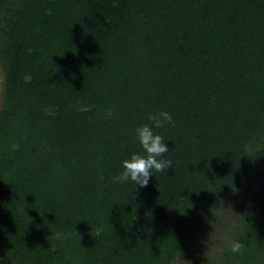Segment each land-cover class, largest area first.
<instances>
[{
	"label": "trees",
	"instance_id": "obj_1",
	"mask_svg": "<svg viewBox=\"0 0 264 264\" xmlns=\"http://www.w3.org/2000/svg\"><path fill=\"white\" fill-rule=\"evenodd\" d=\"M0 64L9 264H264V0H0ZM160 110L170 168L115 183Z\"/></svg>",
	"mask_w": 264,
	"mask_h": 264
},
{
	"label": "clouds",
	"instance_id": "obj_2",
	"mask_svg": "<svg viewBox=\"0 0 264 264\" xmlns=\"http://www.w3.org/2000/svg\"><path fill=\"white\" fill-rule=\"evenodd\" d=\"M148 123H144L135 129L136 139L143 149L141 152H133L129 158L121 162V172L113 177L115 183L124 184L129 181L134 182L136 188L146 187L155 172H162L170 168L171 161L162 158L169 151V146L163 135L155 129L166 125L175 126L172 114L166 110L148 114ZM17 144L11 145V150H17ZM244 245L239 239L234 238L228 243V250L238 253ZM0 264H9L6 256H0Z\"/></svg>",
	"mask_w": 264,
	"mask_h": 264
},
{
	"label": "rangeland",
	"instance_id": "obj_3",
	"mask_svg": "<svg viewBox=\"0 0 264 264\" xmlns=\"http://www.w3.org/2000/svg\"><path fill=\"white\" fill-rule=\"evenodd\" d=\"M4 92H5L4 73H3V70L0 64V110L3 105ZM263 179H264V173L262 171L261 172L258 171L257 173H255V175L251 179L250 188L246 190V194H245L246 198L244 197L245 199L247 198L253 199L254 197H256V195L259 192V186L262 183ZM244 198H242V200H244ZM231 203L233 206H236L238 202L235 200V201H232ZM203 251L204 250L201 248V252L199 254H201ZM210 251H213V254L215 253V250L211 249ZM203 255H205L204 252H203ZM217 256L218 254H215L212 258L213 260L210 261L208 264H219ZM201 264H207V263L205 261H201Z\"/></svg>",
	"mask_w": 264,
	"mask_h": 264
}]
</instances>
